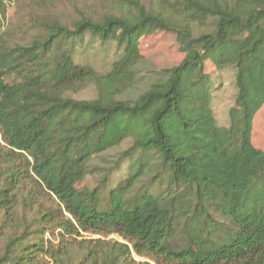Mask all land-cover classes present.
Here are the masks:
<instances>
[{"label": "trees", "instance_id": "16d2710c", "mask_svg": "<svg viewBox=\"0 0 264 264\" xmlns=\"http://www.w3.org/2000/svg\"><path fill=\"white\" fill-rule=\"evenodd\" d=\"M67 2L68 21L51 0L28 39L0 33V264H264V150L251 142L264 0ZM156 31L175 34L177 65L140 53ZM86 34L122 47L106 73L74 62ZM209 63L234 69L228 127L210 106ZM87 85L94 98L72 96ZM124 162V185L103 191ZM91 172L98 187L78 189Z\"/></svg>", "mask_w": 264, "mask_h": 264}, {"label": "rangeland", "instance_id": "374dc122", "mask_svg": "<svg viewBox=\"0 0 264 264\" xmlns=\"http://www.w3.org/2000/svg\"><path fill=\"white\" fill-rule=\"evenodd\" d=\"M51 0H12L6 3V16L2 19L0 33H4L9 38L19 41L28 39L34 30L27 27L29 17L41 14ZM54 3L51 9L56 15H59L63 21H68L73 16V7L67 0H52ZM91 2L92 0H86ZM84 0H78L82 4ZM140 53L146 60L159 68L172 67L177 65L183 58V54L178 50L176 36L172 32L156 31L154 33L145 34L139 39ZM122 54V47L114 41L106 43L98 39L92 38L86 34L83 39L75 45L73 51V60L80 65L92 67L99 73H106L111 64L117 60ZM206 71L211 73L213 85L211 88L210 106L215 117L216 123L220 126H229V109L234 106L236 97V87L234 82V69L224 68L217 70L214 65L209 63L206 65ZM72 96L77 99H92L96 96L95 89L92 85H87L83 89ZM252 144L264 150V103L255 112L253 117V125L251 131ZM130 145V140H124L119 149H125ZM94 162H100L96 159ZM103 163V162H100ZM99 163V164H100ZM129 173V163L124 162L120 168L113 171L109 175L107 184L104 187L105 192L111 189L119 188L124 185ZM140 182H147L151 177V172H145ZM101 180V173L91 172L87 174L76 187L78 189H93L98 187ZM164 183L156 185L153 190H161ZM179 236H183L178 234ZM119 239L117 236L112 235ZM173 243L181 244L184 238L176 237L172 239ZM43 264H53L48 258H44Z\"/></svg>", "mask_w": 264, "mask_h": 264}]
</instances>
